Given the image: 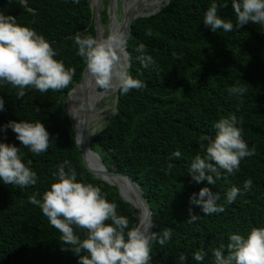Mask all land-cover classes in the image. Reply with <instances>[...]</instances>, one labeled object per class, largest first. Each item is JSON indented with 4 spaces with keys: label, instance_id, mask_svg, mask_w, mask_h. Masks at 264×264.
I'll return each mask as SVG.
<instances>
[{
    "label": "trees",
    "instance_id": "16d2710c",
    "mask_svg": "<svg viewBox=\"0 0 264 264\" xmlns=\"http://www.w3.org/2000/svg\"><path fill=\"white\" fill-rule=\"evenodd\" d=\"M120 3L118 0V19ZM212 3L169 0L157 13L132 22L126 43L127 69L144 86L127 94L118 91L116 113L89 142L108 170L127 174L140 184L152 210V231L172 229V238L165 245H152V264H175L181 252L190 260L191 253L201 249L206 253L202 264H212V250L226 244L229 234L246 235L252 227L264 226V26L250 23L237 31L212 32L202 24ZM215 3L218 15L235 23L231 0ZM107 7L108 0H102L103 27L109 21ZM0 12L43 35L56 50V59L74 69L72 81L61 90L41 93L28 88L18 99L11 85L0 86V97L5 100L0 126L9 121L40 120L51 141L45 152L34 154L15 139L10 128L0 127V142L18 147L22 161L38 176L36 185L23 189L0 183V264H78L60 232L37 206L28 203L30 195L37 193L39 199L54 182L56 165L69 161L77 179L98 185L106 199L117 204L118 213L128 217L130 227L139 223L136 209L121 189L84 168L68 107L66 111L69 92L80 81L85 66L71 37L76 33L95 37L92 11L88 0H0ZM146 31L151 35L146 36ZM139 43L145 44L153 60L147 68L135 59ZM87 74L86 70L84 77ZM93 83L90 77L72 95L71 108L83 98L88 105L100 98L103 91L96 85L87 95ZM233 85L245 92L229 94L227 89ZM231 113L242 118L238 126L254 149L253 155L240 162L239 171L222 174L214 185H208L222 194L218 203L224 205V211L204 215L189 203V197L206 182H193L187 170L192 158L203 156L204 146L214 137L213 123ZM174 150L181 155L169 160ZM245 180H251V187L227 203L223 193L231 186L242 188ZM190 210L198 216L195 221H189Z\"/></svg>",
    "mask_w": 264,
    "mask_h": 264
},
{
    "label": "clouds",
    "instance_id": "9594fccd",
    "mask_svg": "<svg viewBox=\"0 0 264 264\" xmlns=\"http://www.w3.org/2000/svg\"><path fill=\"white\" fill-rule=\"evenodd\" d=\"M73 3H79V0H73ZM217 8L213 0L203 15L202 24L212 32L217 29L237 31L250 23L264 26V0H231L235 23L221 18ZM145 35L150 36L151 32L146 31ZM71 39L76 55L82 58L99 89H117L120 94H127L144 86L143 81L133 77L125 66L130 61L121 59L129 55L124 47L126 32L110 31L102 38L76 33ZM145 48L144 43H139L134 51L138 53L135 59L147 68L153 60ZM56 57V50L43 35L18 24L15 17L0 12V86L11 85L18 99L28 88L41 93L66 88L72 81L74 69L65 67ZM227 91L240 96L245 89L233 85ZM3 111L5 100L0 97V112ZM241 121L242 118L234 113L216 120L213 123L215 135L204 146L203 156L197 154L189 163L187 172L191 180L197 184L206 182L189 197V203L198 206L204 215L224 211V205L218 203L222 194L212 191L208 185H214L222 174L239 171L240 162L253 155L254 149L243 139L242 127L238 126ZM0 127L10 128L16 134L15 139L34 154L45 152L51 142L40 120L9 121ZM180 155L179 150H174L168 159H178ZM52 176L54 182L48 189L39 199L37 193L30 195L28 203L37 206L60 232L61 241L71 246L67 250L77 256L78 264H152V245L163 246L172 238L170 228L151 231L150 219L130 227L128 217L118 213L117 204L107 200L98 185L77 179L76 169L69 161L56 165ZM37 181L36 171L22 161L20 149L0 142V183L23 189L36 185ZM251 183V180H245L242 188L231 186L223 193V199L227 203L234 202L251 187ZM196 219L198 216L191 215L190 210L189 221ZM205 255L202 249L196 250L189 260L181 252L175 264H202ZM212 257V264H264V226L252 227L246 235L229 234L226 244L212 250Z\"/></svg>",
    "mask_w": 264,
    "mask_h": 264
},
{
    "label": "bare ground",
    "instance_id": "6f19581e",
    "mask_svg": "<svg viewBox=\"0 0 264 264\" xmlns=\"http://www.w3.org/2000/svg\"><path fill=\"white\" fill-rule=\"evenodd\" d=\"M168 1L169 0H151L149 3H142L140 0H131L130 4H129V0H125L123 7H124L125 12L132 9L134 15L139 16V15L145 14V12L147 10L154 9L155 7H157L160 4H162L160 6V8H162V6ZM120 8H121V6H120ZM160 8L155 9V11H157ZM117 11H118V2H116L114 0L112 8H111L112 13H110L111 17H110V23H109V28H108L107 34L110 31H112V32L125 31V26H126L125 20H124V18L122 19V14H121L120 19L117 18ZM99 35H100V31L98 33V37H99ZM121 59L123 61H127V57L122 56ZM125 66H126V64H125ZM89 78H90V76H89V74H87L84 77L83 85L87 83ZM94 88H95V83H93L91 85V88L88 91L87 95L92 93ZM79 89H80V86L75 88L74 91L72 93H70L69 98L67 99V102H66L67 107H68V114L70 116V120H71V123H72L74 131H75L76 139L78 141H80V138H81V133H82L83 124L85 122L86 113L85 112L82 113V116L80 119L81 122L78 123L79 122L78 121V115L76 114L74 116V112H72V109L70 107V99H71L72 95L74 93H76ZM116 92H117V89L102 92V94L98 100V104L95 108V111L93 112L92 115H90L89 132H88L89 141L93 137V135H96L101 130L102 120L106 117L109 118L112 115V114H109L108 116L104 115V111L108 110V106L105 103V99L107 97H109L110 95L116 93ZM105 104H106V106H105ZM87 147H88V145H87ZM85 157H86V162L91 169H94L97 171H100L103 169V166H102L101 162L99 161V159L94 154H92L89 151V149L86 150ZM105 181H107L111 185L119 187L121 189L122 193L128 198L129 203L137 210L141 222L145 221L144 220L145 219V211H144V209L140 203V200L135 195V193H134L133 189L131 188L130 184L128 183V181L122 177H107L105 179Z\"/></svg>",
    "mask_w": 264,
    "mask_h": 264
},
{
    "label": "water",
    "instance_id": "95a60500",
    "mask_svg": "<svg viewBox=\"0 0 264 264\" xmlns=\"http://www.w3.org/2000/svg\"><path fill=\"white\" fill-rule=\"evenodd\" d=\"M116 2L118 0H115ZM121 14H122V19L124 18L125 20V31L126 32V35H127V40L129 39L130 37V34H131V25H132V22L136 19V18H139V17H146V16H150V15H153L155 13H157L159 10H161L162 8L158 9L157 11H153L151 13H145V14H142V15H139V16H135L132 9L128 10L127 12L124 11V1L125 0H121ZM89 2V5H90V9L92 11V17H93V20H94V28H95V37L98 38V33L100 30L103 29V26L101 25V21H100V18H101V11H102V0H88ZM169 2V1H168ZM168 2H166L164 5L168 4ZM163 5V6H164ZM108 14H109V11L107 10ZM110 18V17H109ZM127 43V42H126ZM125 49L127 51V53L129 54L128 50H127V46L125 44ZM129 56V55H128ZM128 56H127V61H128ZM126 67L128 68L129 67V62L126 63ZM85 72H86V67L84 66L83 68V71H82V75H81V79L80 81L77 83V85L69 92V95L70 93L77 87H82L83 86V81H84V75H85ZM69 95H68V98H69ZM67 98V99H68ZM117 100H118V90L117 92L115 93V102H114V106H115V112L114 114L116 113L117 109ZM67 102V101H66ZM68 114V113H67ZM111 115L109 117V119L114 116ZM69 117V115H68ZM70 119V117H69ZM89 121H90V113L89 111H87L86 113V117H85V122L83 124V128H82V133H81V138H80V141H78L76 139V135H75V139H76V143H77V146H78V149L81 153V160H82V164L84 166V168L91 174L93 175L95 178H99L101 179L102 181L108 183L107 181H105V179L107 177H122V178H125L128 183L130 184L131 188L133 189L135 195L137 196V198L140 200V203L145 211V221L146 220H151L152 221V228L150 229L151 231L153 230V227H154V222H153V217H152V210L150 208V205H149V201H148V198L144 195V191L143 189L141 188L140 184L137 183L136 181H134L129 175L127 174H124V173H120V172H116V171H110L108 170L104 164L101 162L99 156L97 153H95L94 151H92L89 147V135H88V132H89ZM71 126L73 128V125L71 123ZM74 130V128H73ZM75 133V131H74ZM88 145V147H87ZM94 154L98 159L99 161L101 162L102 166H103V169L100 170V171H97V170H94V169H91L87 162H86V157H85V152L86 150H88ZM109 184V183H108ZM111 185V184H110ZM119 191V190H118ZM120 194V192H119ZM121 196V194H120ZM122 197V196H121ZM123 199V197H122ZM124 200V199H123ZM126 201V200H124ZM139 216V214H138ZM141 223V220H140V217H139V223Z\"/></svg>",
    "mask_w": 264,
    "mask_h": 264
},
{
    "label": "rangeland",
    "instance_id": "374dc122",
    "mask_svg": "<svg viewBox=\"0 0 264 264\" xmlns=\"http://www.w3.org/2000/svg\"><path fill=\"white\" fill-rule=\"evenodd\" d=\"M113 1L114 0H108V7H107V10L109 11V14H108V25L106 26V27H103V29L102 30H100V36H101V38L102 37H104V36H106L107 35V32H108V28H109V23H110V18L109 17H111L110 16V13H112L111 12V8H112V5H113ZM130 1L131 0H129V4H130ZM142 3H149L151 0H140ZM144 1V2H143ZM118 2V1H117ZM122 2V1H121ZM125 2V1H124ZM162 4H160V5H158L157 7H155L154 9H150V10H147L145 13H151V12H153V11H155V9H157V8H160V6H161ZM120 6H121V3H120ZM121 9V8H120ZM117 13H118V11H117ZM99 100V99H98ZM98 100L93 104V105H88L87 104V102H86V99L85 98H83L82 99V101H76L73 105H72V112H74V116L77 114L78 115V123H80L81 122V116H82V113H87V111H89V113H90V115H92L93 114V112L95 111V108H96V106H97V104H98ZM114 102H115V93L114 94H112V95H110L109 97H107L106 99H105V103L107 104V106H108V110H105L104 111V115H106V116H108L109 114H114V112H115V106H114ZM106 104H105V106H106ZM66 111H67V104H66ZM67 113H68V111H67ZM69 115V114H68ZM70 117V116H69ZM109 121V118L108 117H106V118H104L103 120H102V122H101V130L103 129V127L106 125V123ZM70 124H71V120H70ZM100 130V131H101ZM99 131V132H100ZM98 132V133H99ZM97 133V134H98ZM94 136V135H93ZM132 206V205H131ZM137 211V210H136ZM138 213V212H137Z\"/></svg>",
    "mask_w": 264,
    "mask_h": 264
}]
</instances>
